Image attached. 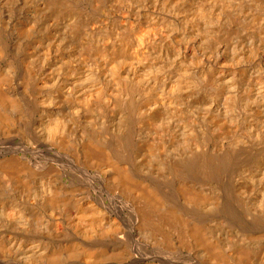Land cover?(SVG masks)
Instances as JSON below:
<instances>
[{
  "label": "bare ground",
  "instance_id": "6f19581e",
  "mask_svg": "<svg viewBox=\"0 0 264 264\" xmlns=\"http://www.w3.org/2000/svg\"><path fill=\"white\" fill-rule=\"evenodd\" d=\"M0 264H264V0H0Z\"/></svg>",
  "mask_w": 264,
  "mask_h": 264
},
{
  "label": "rangeland",
  "instance_id": "374dc122",
  "mask_svg": "<svg viewBox=\"0 0 264 264\" xmlns=\"http://www.w3.org/2000/svg\"><path fill=\"white\" fill-rule=\"evenodd\" d=\"M65 181H66V182H69L68 178H65Z\"/></svg>",
  "mask_w": 264,
  "mask_h": 264
}]
</instances>
